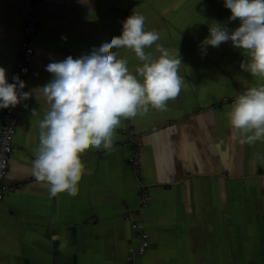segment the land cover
Here are the masks:
<instances>
[{
	"label": "crops",
	"instance_id": "obj_1",
	"mask_svg": "<svg viewBox=\"0 0 264 264\" xmlns=\"http://www.w3.org/2000/svg\"><path fill=\"white\" fill-rule=\"evenodd\" d=\"M130 1H43L25 86L30 96L5 176L11 190L0 199V264H128L138 238L127 213L148 234L146 264H264V141L232 140L227 117L237 96L264 79L241 68L249 57L231 41L202 50L212 23L234 31L239 20L230 19L224 0ZM29 3L0 0V67L7 80ZM127 11L146 18L145 30L159 33L156 44L178 50L182 90L166 111L150 108L122 119L111 150L82 155L77 194L50 197L31 172L49 108L40 93L53 79L47 65L110 42ZM156 44L145 49L154 57ZM116 51L138 75L142 62L134 52ZM125 130L141 142L138 172L128 163Z\"/></svg>",
	"mask_w": 264,
	"mask_h": 264
},
{
	"label": "clouds",
	"instance_id": "obj_2",
	"mask_svg": "<svg viewBox=\"0 0 264 264\" xmlns=\"http://www.w3.org/2000/svg\"><path fill=\"white\" fill-rule=\"evenodd\" d=\"M224 6L240 26L229 31L212 23L202 50L231 41L249 57L241 68L264 79V0H224ZM145 19L133 13L124 21L120 36L91 54L47 65L53 79L40 93L49 108L39 123V146L31 172L48 188L50 197L77 194L85 172L82 155L90 149L111 150L122 119L147 115L150 108L166 111L168 101L181 92L179 52L156 44L159 33L146 31ZM154 44L158 57L145 51ZM121 48L132 50L142 62L138 75L129 70L126 59L118 58L116 50ZM13 79L15 83H8L6 70L0 67V108L15 107L30 96L23 91L24 82ZM227 117L232 140L248 145L264 141V84L239 94Z\"/></svg>",
	"mask_w": 264,
	"mask_h": 264
},
{
	"label": "built area",
	"instance_id": "obj_3",
	"mask_svg": "<svg viewBox=\"0 0 264 264\" xmlns=\"http://www.w3.org/2000/svg\"><path fill=\"white\" fill-rule=\"evenodd\" d=\"M44 0H30L29 8L26 13L22 29L21 38L18 44V53L15 57L12 70L8 76V83H15L13 77H19L20 81L26 86L29 78V64L34 54L33 39L39 30L40 8ZM133 1H130L132 6ZM118 11V10H117ZM132 15L127 11V18ZM122 31L115 33V37L120 36ZM25 92V87L23 88ZM25 108L24 100L15 107L3 108L0 114V199L4 198L11 190L5 183V176L8 171L9 159L12 151L17 146L14 137L17 130L20 112ZM128 140L131 141L128 163L135 172L141 167V142L136 140L127 130ZM149 197L146 192L143 193L141 205L146 206ZM125 220L129 221L131 228L136 232L138 244L129 252L128 264H146L145 257L149 250L148 234L143 229V225L136 221L132 213L125 215Z\"/></svg>",
	"mask_w": 264,
	"mask_h": 264
}]
</instances>
